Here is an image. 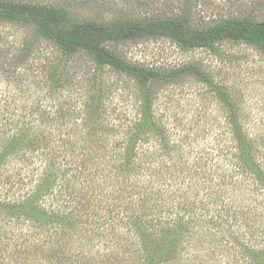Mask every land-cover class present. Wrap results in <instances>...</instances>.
Here are the masks:
<instances>
[{"label": "trees", "instance_id": "1", "mask_svg": "<svg viewBox=\"0 0 264 264\" xmlns=\"http://www.w3.org/2000/svg\"><path fill=\"white\" fill-rule=\"evenodd\" d=\"M71 9L0 0V21L34 27L64 59L86 57L99 70L134 79L144 103L128 129L131 139L154 133V141L169 146L150 92L177 82L191 66L145 67L120 57L113 45L167 39L192 51L235 42L264 52V21L229 18L199 28L184 10L99 22L77 19ZM1 101L9 116L0 113V264H264L258 135L237 128L224 133V142L217 136L208 156L206 147L174 162L136 163L125 155L130 147L104 145L115 129L55 130L44 127L59 112H52L53 102Z\"/></svg>", "mask_w": 264, "mask_h": 264}, {"label": "rangeland", "instance_id": "2", "mask_svg": "<svg viewBox=\"0 0 264 264\" xmlns=\"http://www.w3.org/2000/svg\"><path fill=\"white\" fill-rule=\"evenodd\" d=\"M34 1L68 4L77 19L99 22L127 16L170 17L184 10L192 13L199 28L229 18L264 21V0ZM112 49L125 60L149 68L172 71L191 66L177 82L155 86L150 92L154 99L152 112L162 121L164 138L171 139L169 146L154 141V133L129 138L128 129L132 120L142 115L144 103L134 79L110 68L99 70L86 57L64 59L58 48L42 39L34 27L1 21L0 113L9 116L1 101L6 98L24 96L29 103L38 98L46 100L45 104L53 102L52 112H59L53 121L45 120L44 127L62 131L107 129L109 133L115 129L104 145L130 147V153L125 155L130 154L136 163L146 159L174 162L181 159L180 155L187 158L186 155L194 154L193 149L206 147L209 149L204 156H208L207 152L218 145L217 136L219 143L224 142V133L237 128L253 137L258 135L264 142L263 51L235 42L188 51L167 39L128 41L115 44ZM174 146L177 151L172 153ZM155 151L164 155L155 156Z\"/></svg>", "mask_w": 264, "mask_h": 264}]
</instances>
